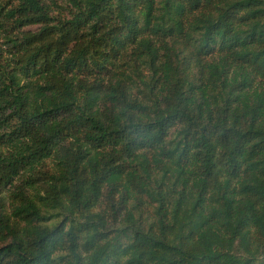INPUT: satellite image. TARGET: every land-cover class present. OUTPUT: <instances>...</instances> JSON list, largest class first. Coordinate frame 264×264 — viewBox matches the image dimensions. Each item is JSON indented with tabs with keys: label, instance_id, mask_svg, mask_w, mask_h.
<instances>
[{
	"label": "trees",
	"instance_id": "16d2710c",
	"mask_svg": "<svg viewBox=\"0 0 264 264\" xmlns=\"http://www.w3.org/2000/svg\"><path fill=\"white\" fill-rule=\"evenodd\" d=\"M0 264H264V0H0Z\"/></svg>",
	"mask_w": 264,
	"mask_h": 264
}]
</instances>
